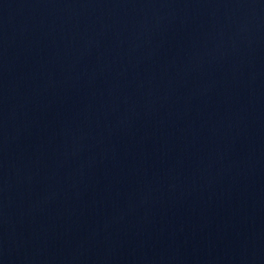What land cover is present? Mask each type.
Here are the masks:
<instances>
[{
    "label": "water",
    "instance_id": "1",
    "mask_svg": "<svg viewBox=\"0 0 264 264\" xmlns=\"http://www.w3.org/2000/svg\"><path fill=\"white\" fill-rule=\"evenodd\" d=\"M0 264H264V0H0Z\"/></svg>",
    "mask_w": 264,
    "mask_h": 264
}]
</instances>
